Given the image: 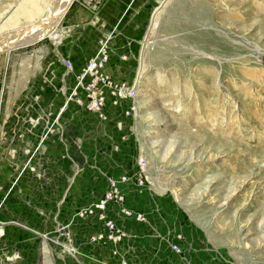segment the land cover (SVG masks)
<instances>
[{"label":"rangeland","instance_id":"374dc122","mask_svg":"<svg viewBox=\"0 0 264 264\" xmlns=\"http://www.w3.org/2000/svg\"><path fill=\"white\" fill-rule=\"evenodd\" d=\"M62 1L0 0V264H264V0H73L63 41H23ZM105 55L136 98L101 119L75 88Z\"/></svg>","mask_w":264,"mask_h":264},{"label":"built area","instance_id":"2783aa9c","mask_svg":"<svg viewBox=\"0 0 264 264\" xmlns=\"http://www.w3.org/2000/svg\"><path fill=\"white\" fill-rule=\"evenodd\" d=\"M107 57L105 56H99L98 58H94L91 61H89L87 67L82 71L81 75L78 79V84L76 85L75 92L76 95L78 92L82 93L81 95L84 96L82 98V101H78L79 105L81 107H84L87 109V111L97 114L101 119L105 118V112L104 108L107 106L108 100H114V105L116 106L119 100L123 99L124 94L127 95L130 98H136V92L135 91H129L126 89V87H119V86H113L112 83H109V78L104 76L103 74H100L102 72L103 67L107 63ZM92 82V78H95L96 82H92L91 84H86L87 79ZM110 86L113 90L111 94L113 99L103 90L104 87ZM87 97V101H86ZM75 99V98H74ZM140 166V174L137 173V176L134 177H127L124 176L120 179V181H112L110 190L107 191L103 197L95 203L92 207L89 209L90 215L94 216L92 213L94 210L93 207L96 208V210L99 211L100 221L102 220L104 224V232L101 233L99 236L100 240H109V241H116L121 237V233L118 230V227L116 223L105 217V213L107 210V207L110 204H123V196L120 192V184L122 183H132L135 182L140 187H144V181H143V175H144V165L143 163H139ZM146 170V168H145ZM121 214L130 220H135L136 222H143L144 218L143 215L140 213H134L132 211H128L126 208H121Z\"/></svg>","mask_w":264,"mask_h":264},{"label":"bare ground","instance_id":"6f19581e","mask_svg":"<svg viewBox=\"0 0 264 264\" xmlns=\"http://www.w3.org/2000/svg\"><path fill=\"white\" fill-rule=\"evenodd\" d=\"M72 1L73 0H63L62 3L59 5L60 8L58 12L55 11V13H51L47 17V19H45L44 21L38 24V27L36 30L31 28L32 30H34V32L31 33L32 35L28 33L32 31L31 29H30L31 31L21 32L22 33L21 36H23L22 40L25 41L26 43H29V42L35 43L37 40H40L42 38L49 36L51 37V39L53 40L55 44H57L60 41H63L65 36L62 32L58 31V26L60 25L61 21L64 19L65 15L67 14L68 9L71 5L70 3ZM188 1H189V6H187ZM179 5L180 6L182 5V9L184 10V12H187L188 14H191L195 17H201L203 12H204V17L208 14L207 11H204L205 8L202 7V5L197 2V0H182L179 3ZM163 7H160V9H162ZM162 11L163 10L158 11L155 15L154 19H155L156 26L159 24V19H160V16L162 15L161 14ZM21 33L19 32L18 34H21ZM3 51L9 52L7 47L4 46V43L0 42V52H3ZM95 211L98 212V210L96 209Z\"/></svg>","mask_w":264,"mask_h":264},{"label":"crops","instance_id":"0c3cea01","mask_svg":"<svg viewBox=\"0 0 264 264\" xmlns=\"http://www.w3.org/2000/svg\"><path fill=\"white\" fill-rule=\"evenodd\" d=\"M81 97L83 98L84 96H81ZM84 112L86 113L87 111L84 110ZM88 113H90V112H88ZM92 114H95V113H92ZM96 115H97V114H96ZM97 117H99V116L97 115ZM128 185H129V184H128ZM102 196H103V195H102ZM102 196H101L99 199H97L96 201H99V200L102 198ZM114 210H115L117 213L119 212L118 209H116V208H111V205H109V206L107 207L106 214H107V216H108V219H111V220H113V221L116 223V221H115L116 213L114 212ZM118 214H120V212H119ZM91 219H92L93 223L95 222L96 224H99V225L102 224L101 221H100L99 219L95 218V217H93V218H91ZM116 225H117V224H116Z\"/></svg>","mask_w":264,"mask_h":264}]
</instances>
